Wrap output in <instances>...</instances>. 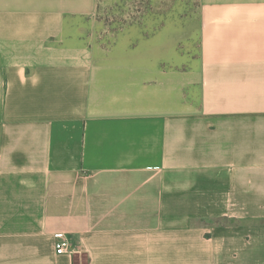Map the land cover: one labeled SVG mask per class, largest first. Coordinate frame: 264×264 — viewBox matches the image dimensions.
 Wrapping results in <instances>:
<instances>
[{
  "label": "crops",
  "instance_id": "crops-1",
  "mask_svg": "<svg viewBox=\"0 0 264 264\" xmlns=\"http://www.w3.org/2000/svg\"><path fill=\"white\" fill-rule=\"evenodd\" d=\"M97 1L0 0V264H264V0H202L175 81Z\"/></svg>",
  "mask_w": 264,
  "mask_h": 264
},
{
  "label": "rangeland",
  "instance_id": "rangeland-1",
  "mask_svg": "<svg viewBox=\"0 0 264 264\" xmlns=\"http://www.w3.org/2000/svg\"><path fill=\"white\" fill-rule=\"evenodd\" d=\"M202 11V0H98L82 26L97 58H150L175 81L197 69Z\"/></svg>",
  "mask_w": 264,
  "mask_h": 264
},
{
  "label": "built area",
  "instance_id": "built-area-1",
  "mask_svg": "<svg viewBox=\"0 0 264 264\" xmlns=\"http://www.w3.org/2000/svg\"><path fill=\"white\" fill-rule=\"evenodd\" d=\"M55 244L57 247V253L58 254H64L67 253V246H68V238L65 234H57L55 236Z\"/></svg>",
  "mask_w": 264,
  "mask_h": 264
}]
</instances>
